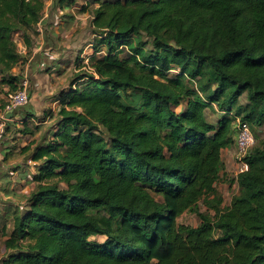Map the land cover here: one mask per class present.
<instances>
[{"label":"trees","instance_id":"obj_1","mask_svg":"<svg viewBox=\"0 0 264 264\" xmlns=\"http://www.w3.org/2000/svg\"><path fill=\"white\" fill-rule=\"evenodd\" d=\"M77 1L52 6L97 3L91 62L77 57L51 131L32 149L36 188L0 226L1 264H264V139L254 134L228 205L214 185L237 120L264 123V0ZM42 5L0 0L8 92L25 61L13 35L32 45ZM206 108L221 112L215 122ZM32 118L26 104L6 125ZM187 210L200 223H178Z\"/></svg>","mask_w":264,"mask_h":264},{"label":"crops","instance_id":"obj_2","mask_svg":"<svg viewBox=\"0 0 264 264\" xmlns=\"http://www.w3.org/2000/svg\"><path fill=\"white\" fill-rule=\"evenodd\" d=\"M80 4H87L86 0H78ZM93 7L91 8V6ZM97 3H91L88 6V9L85 11H79L76 7H62V6H52V0H43L42 8L40 9L41 17L40 21L36 24L35 33L30 34L33 45V54L38 55V59L46 61L48 63V71L44 73H38L36 67H34L31 62L24 61V65H21L19 68L20 74H23L25 79H31L28 81V90L30 94L29 98V109L34 113L35 118H32L28 122L25 132L30 133V139L27 142H23L24 138L20 141L21 147L19 148V157L16 159V163H11V170L9 171L10 177L12 176L13 182H10V177L4 176L3 167L0 168V226L2 223H6L7 226L11 223V218L13 217L16 208L19 207L21 202L17 199H23L25 201L27 195L30 194L34 189L28 191L26 187L23 186V182H35L32 180L31 176L36 173L39 161L33 160L31 152L34 145L41 143L42 139L39 137L37 140L32 129L34 130L35 126L41 125L44 127L47 125V135H44L43 138H46L51 131L53 121L56 116V110L59 106V93L62 90H65L69 83L62 86L63 77H59L64 73V69L70 63V54L73 52V44L79 38L76 37V33L83 31L89 27L91 19V9L95 8ZM88 18V19H85ZM21 42L26 49V47L31 50V46H26L23 38L21 37ZM34 39V41H33ZM80 39V38H79ZM78 41V40H77ZM77 43V42H76ZM90 45V43H88ZM20 52V51H19ZM21 53V52H20ZM22 54V53H21ZM23 55V54H22ZM93 55V51L89 54V58ZM37 63V62H36ZM17 66V65H16ZM15 66V67H16ZM14 67V68H15ZM24 67L22 72L21 68ZM13 68V69H14ZM12 69V70H13ZM17 73V72H16ZM29 77V78H27ZM8 92V86L3 84L0 86V98L5 99V96ZM52 112L54 115L53 118H50L46 114ZM38 115H42V121L37 123ZM46 115V116H45ZM19 126L18 124H16ZM9 126V125H7ZM37 127H35L36 129ZM28 129V130H27ZM41 129V128H39ZM32 131V132H29ZM45 134V133H44ZM17 140V139H16ZM18 141V140H17ZM13 145L12 142H7L5 146ZM30 147L29 149H23ZM234 151L235 145L234 142L224 146L220 151V168L217 172V180L214 183L216 189L223 196L222 204L228 205L233 193L237 191V184L235 178L237 176V163L234 160ZM7 151H1L0 158L8 157ZM14 183H18V187H14ZM231 184L235 191L230 195L228 203L224 201V194L226 189H222V185ZM23 186V187H22ZM16 188V189H14ZM5 236H2L0 232V240L2 242L0 250V264L1 260L5 257L7 251L4 248L3 240Z\"/></svg>","mask_w":264,"mask_h":264},{"label":"rangeland","instance_id":"obj_3","mask_svg":"<svg viewBox=\"0 0 264 264\" xmlns=\"http://www.w3.org/2000/svg\"><path fill=\"white\" fill-rule=\"evenodd\" d=\"M87 2H90V0H86ZM78 7H80V5L78 4ZM93 7V5L91 6V8ZM85 19H88V18H85ZM76 37L78 38L75 43L73 44V52L70 54V63L69 65H67V67L64 69V73L62 75H60L59 77H63L64 79L62 80V83L64 85H66L67 83L70 82V80L73 78L74 74L78 71V68H77V63L80 62V60L77 58V57H80V59L83 60V63H88L90 64L91 62V58L92 56L89 58L88 55L92 53L93 49L91 47V45H89L88 43H90L91 39H92V35L90 34V31H89V27H88V30L87 28L84 29L83 31L81 32H77L76 33ZM13 38H14V41L16 43V47H17V50L20 51L24 56H25V62L29 61L31 62V64L37 68L36 66V62H39V59H38V55L37 53L36 54H33V46H31V50L29 51V49L26 47V49L24 48L22 42H21V37L20 35H13ZM34 41V39H33ZM77 42V43H76ZM34 43H32L33 45ZM87 58H89L87 60ZM81 60V61H82ZM25 62H21L18 66H16L12 71L13 72H17L20 74V70L19 68L21 67V65H24ZM38 69V68H37ZM22 72L24 70V67L21 68ZM39 70V69H38ZM48 71V70H47ZM46 72V70H41L39 71L38 73H44ZM171 73H175V71H171ZM24 75L21 74V79H20V82L24 79L23 78ZM29 78V77H27ZM31 81V79L29 78L27 81ZM241 101L244 102L245 101V98L242 97L241 98ZM180 109H182V106L180 107H177L176 110L177 111H180ZM205 113H206V116L207 118L212 121V122H215L218 118V116L221 114L220 111H216V110H211L210 108H206L205 109ZM38 119H37V123L40 122L41 119H43L42 115H38L36 116ZM19 126L17 125H14V124H9V126H7L5 124L4 126V134H3V138H2V144H0V154H1V151H4L8 149V157H2L0 158V168L3 167V170H4V176L8 177L10 174V170H11V166H9L11 163H16V159L20 156L19 154V148L21 147L20 143L22 141L21 138L25 140H23V142H27L29 141L30 139V136L29 134L30 133H27L25 132V129L23 128L22 124L21 123H18ZM41 125H38V126H35L37 127L35 129L34 127V130L32 129L33 133L34 134H37L35 136V139L37 140L39 137H41L42 139H45L43 138L44 135H47V132H46V129H47V125H45L44 127H40ZM5 127H7V129H5ZM41 128V129H39ZM252 132L253 134H255L259 140L261 139H264V123L261 125V126H254L252 127ZM45 133V134H44ZM18 141H17V140ZM7 142H12L13 145H8V146H5V144ZM234 157V156H233ZM235 160V159H234ZM236 161V160H235ZM237 163V162H236ZM238 170V163H237V167H236V170ZM1 175V173H0ZM10 177V176H9ZM10 179V182L12 183L13 182V179H12V176L9 178ZM35 184L36 182H32L31 180L29 182H23V186L27 188L28 191H32L35 187ZM62 185V184H61ZM22 186V187H23ZM14 187H18V183H14ZM14 188V189H16ZM221 188L224 190L226 189L224 192V201L225 203H228L229 201V198H230V195L233 193V191H235L236 187L234 188L231 184L229 185H222ZM29 195H27L28 197ZM26 197V199H27ZM25 199V201L21 198L17 199V201L21 202L22 206H25V203L27 202ZM1 202V201H0ZM225 205V204H223ZM198 209H199V212L200 213H203L211 218L214 217V211L212 209H209L207 208L205 205H204V202L203 200H200L198 202ZM200 218L198 216V214H196V212L192 211V210H187L185 212H183L178 218H177V222L178 223H182V224H186V225H191V226H195L197 225L198 223H200ZM90 240L92 241H97V242H102L105 237L102 236V235H97V236H91L89 238ZM1 245H2V242L0 240V250H1Z\"/></svg>","mask_w":264,"mask_h":264},{"label":"built area","instance_id":"obj_4","mask_svg":"<svg viewBox=\"0 0 264 264\" xmlns=\"http://www.w3.org/2000/svg\"><path fill=\"white\" fill-rule=\"evenodd\" d=\"M88 59L89 58H87V60ZM36 66L38 69L45 70L48 67V63L40 60L36 63ZM29 98L30 94L28 90V81L25 78L20 82L16 90L9 91L6 94L2 110H0V139L3 137L4 126L7 119L13 114V111L16 108L28 104ZM10 113L12 114L10 115ZM233 142L235 145L234 159L238 163V174L239 172L247 169L248 165L244 161L243 157L248 153L255 142L254 134L248 123L237 120L236 130L233 135Z\"/></svg>","mask_w":264,"mask_h":264},{"label":"water","instance_id":"obj_5","mask_svg":"<svg viewBox=\"0 0 264 264\" xmlns=\"http://www.w3.org/2000/svg\"><path fill=\"white\" fill-rule=\"evenodd\" d=\"M12 113H10V115H11Z\"/></svg>","mask_w":264,"mask_h":264}]
</instances>
